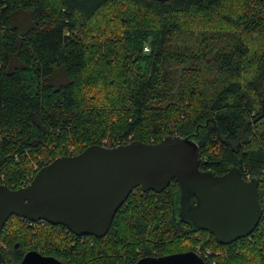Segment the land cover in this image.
Instances as JSON below:
<instances>
[{
    "label": "trees",
    "instance_id": "obj_1",
    "mask_svg": "<svg viewBox=\"0 0 264 264\" xmlns=\"http://www.w3.org/2000/svg\"><path fill=\"white\" fill-rule=\"evenodd\" d=\"M201 62L216 68L212 93ZM170 134L199 144L202 169L257 178L264 208V0H0V185L25 186L93 144ZM178 196L176 179L162 192L135 188L103 237L12 216L0 251L5 264L30 250L63 264H136L203 245L218 264H264V215L222 244L179 220Z\"/></svg>",
    "mask_w": 264,
    "mask_h": 264
},
{
    "label": "water",
    "instance_id": "obj_2",
    "mask_svg": "<svg viewBox=\"0 0 264 264\" xmlns=\"http://www.w3.org/2000/svg\"><path fill=\"white\" fill-rule=\"evenodd\" d=\"M176 179L177 216L195 231L206 230L222 244L250 236L264 208L260 181L231 167L216 175L201 167L199 144L167 135L158 143L134 140L93 144L75 155L57 157L20 188L0 185V236L10 217L62 225L80 236H105L135 188L164 191ZM0 264H5L0 251ZM20 264H63L54 256L28 251ZM136 264H207L195 251L144 255Z\"/></svg>",
    "mask_w": 264,
    "mask_h": 264
},
{
    "label": "rangeland",
    "instance_id": "obj_3",
    "mask_svg": "<svg viewBox=\"0 0 264 264\" xmlns=\"http://www.w3.org/2000/svg\"><path fill=\"white\" fill-rule=\"evenodd\" d=\"M21 17L27 19L28 15L26 13H20ZM189 45L190 46V50L192 49H195V50H198L199 49V46L196 45V41H192ZM190 63H194V62H190ZM190 63H186L184 66H181V65H175V68L176 71H180L182 67H186V66H191ZM197 63V62H195ZM200 64H202V66H204V69H205V75H206V79H207V88L208 90L210 91V93L214 92L215 90V79H216V68L211 65L210 63H206V62H201ZM174 75L176 76H173L175 77V83H174V87L172 89V92H176L177 89H178V84H179V75L178 73H174ZM57 82L58 83H61V82H65V79L63 78V76L60 74L59 77L57 78Z\"/></svg>",
    "mask_w": 264,
    "mask_h": 264
},
{
    "label": "built area",
    "instance_id": "obj_4",
    "mask_svg": "<svg viewBox=\"0 0 264 264\" xmlns=\"http://www.w3.org/2000/svg\"><path fill=\"white\" fill-rule=\"evenodd\" d=\"M107 146H112L110 144H104ZM118 145H122V144H118ZM37 168V167H36ZM247 179H252L250 175H247ZM39 223L44 224L46 223V221L41 220L38 222H32L30 221V224H34L35 227H37L39 225ZM4 246V245H3ZM196 253H198L207 264H218L217 259H216V252L211 248V247H207V246H203V245H199L195 250Z\"/></svg>",
    "mask_w": 264,
    "mask_h": 264
}]
</instances>
